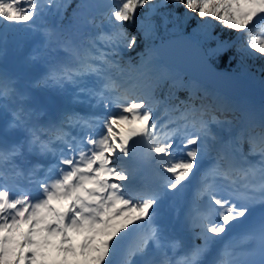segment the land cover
Returning a JSON list of instances; mask_svg holds the SVG:
<instances>
[{
    "label": "snow or ice",
    "instance_id": "obj_1",
    "mask_svg": "<svg viewBox=\"0 0 264 264\" xmlns=\"http://www.w3.org/2000/svg\"><path fill=\"white\" fill-rule=\"evenodd\" d=\"M71 6L72 0H47L46 4L41 0H0V27L6 23L37 31V22L50 11L63 20ZM93 7L81 0L68 26L43 29L42 42L29 59L48 66L44 83L62 85L65 79L75 83L77 77L93 73L99 90L81 91L94 98L93 107L102 106L104 114L64 115V121L80 126L81 135L69 140L60 152L55 177H30L29 182L38 189L35 194L12 192L0 184V264H114V256L122 250L123 264H224L213 258L214 253L222 255L217 245L230 241L229 233L242 224L248 226V238L254 244L250 255L256 258L241 261L233 250L236 258L230 264H264V213L250 220L253 206L264 205V117L257 123L250 113H243L239 131L224 140L212 131V125H224L229 131L234 127L232 121L218 119L233 110L230 104L206 91L199 97V105L192 93L181 99L179 92L192 86L178 77L156 73L143 75L124 103L108 95L114 83L111 71L119 67L121 51L144 45L151 53L146 42L156 39L157 20L167 27L180 8L198 13L201 28L218 25L236 33L232 40H221L210 31L203 33L205 39L216 41L208 48L205 63L225 56L231 60L233 55L241 57L240 64L264 59V0H119L108 20L112 34L106 40L101 37L102 47L96 54L74 43L76 33L94 25L95 18L85 14ZM183 15L187 17L188 12ZM90 43L96 46L95 41ZM58 48L70 53L67 62L51 58ZM230 49H236L233 55H228ZM0 95H18L16 81L6 72H0ZM154 104L161 109L154 111ZM21 110L26 119L18 123L35 137L34 122L30 126L27 119L31 110ZM138 138L147 146L148 159L165 176L163 182L157 171V179L145 177L140 193L132 196L125 184L135 177L122 162L130 158V146ZM245 143L247 151L243 150ZM3 151V158L14 169L13 158L19 149L5 145ZM205 160L208 166L202 168ZM36 167L42 165L37 162ZM198 172L207 200L203 211H187L183 224L203 244L188 245L183 256L176 258L168 255V248L175 249L178 242L163 226H157L159 210L168 193H179ZM257 173L258 181L250 179ZM213 177L228 183H214ZM133 235L135 240L127 244Z\"/></svg>",
    "mask_w": 264,
    "mask_h": 264
},
{
    "label": "rangeland",
    "instance_id": "obj_2",
    "mask_svg": "<svg viewBox=\"0 0 264 264\" xmlns=\"http://www.w3.org/2000/svg\"><path fill=\"white\" fill-rule=\"evenodd\" d=\"M41 2L46 4L47 0H41ZM53 3H55V0H53ZM185 10L188 11L193 17H198V19L202 21V18L199 17L198 13H191L190 10H187V9ZM54 17L55 15L52 14L50 11L40 21L37 22L39 24L40 30L33 31V32L28 31L25 27H19V29L15 30L14 26H9L6 23L3 27H0V30L2 31L4 29L11 31V33L7 34L6 37L2 36L3 32L0 33V41L3 43L4 41L8 42V45H7L8 48L6 47L2 50L6 49L9 51L8 55L4 59L2 60L0 59V72H6L10 74V76L16 81V92L18 94L16 96L0 95V129L3 128L7 132L8 131L12 132L15 130L20 131V129H23L24 127H21L18 121L26 119L25 111H22L21 109L31 110L32 112V110L40 109L41 107L46 106L47 103L49 104V103H52L53 101L57 102L58 100L57 96L58 97L62 96L63 98L65 97L68 99L71 98L72 100H75L73 101V106H69V110L73 111L74 113H78L77 106L87 105V103H89L90 101H95L94 98L90 99L87 93L76 89V87L79 86V84L80 85L83 84L85 88H92L93 90H99L100 85H99L98 78L93 73H85L82 77L81 76L77 77L78 82H75V83L73 82V80H69V79H65L62 85L44 83L43 78L47 74L48 66L42 62L39 66L36 61L33 62V60L29 59V55L32 53L33 49L37 46V44L42 42V38H43L42 30L45 28H48L49 25L53 24V22L55 21ZM204 20L208 21V18H204ZM190 34L195 39V35L193 33H190ZM1 42H0V48L2 45ZM215 44L216 43H214L210 47H214ZM84 47L90 48V45L86 44L84 45ZM56 53L57 52L55 51L54 55H51V58L54 60H62L56 56ZM236 57L238 60L241 59V57L239 56H236ZM147 60L152 62L153 69L157 71V74H163L165 75L166 78L176 77L175 70H173L169 66L163 67L161 63L159 62V58L156 56V54H154V52H152L150 55L147 56ZM63 61L67 62L68 59L66 60V57H63ZM245 63L247 65H250V62L248 59L244 61V64ZM257 68L259 69V66H257ZM251 70L253 69L251 68ZM43 75L44 77H42ZM40 77H42V83L40 85H37V80ZM248 80L251 81V84L249 85V87L252 88V90L256 93L257 98L261 99L262 102H264V99L260 91L257 90V87L259 85L258 82L256 80H253L250 77ZM76 94H79V95L81 94L82 96L80 95L79 97H77L75 96ZM108 95L113 101H120L121 103L126 102V100H124L122 96H119L116 93V90L112 88L111 90H109ZM243 101H244L243 99H235V100H231V103L235 107L236 106L238 107V106H241L242 103H244ZM58 103L59 104L57 106L63 109L65 106L69 105L68 103H64V104H61V102H58ZM101 108L103 107L101 106ZM113 110H118V109H115V106H113ZM13 112H17L16 117L13 116ZM66 124L69 125L70 122H66ZM213 132L216 133L218 137L220 136L217 130H214ZM226 140L228 139L226 138ZM137 142L138 143L135 148V151L137 150L139 162H137V166L135 167V170H138V169L147 170L148 176L151 180L157 179L154 174V172L157 171L159 173V180L163 182L165 174H163L158 169V167L153 166L152 162L148 159L147 146L144 140L138 138ZM253 159H257V157H253ZM122 166L123 167L126 166L125 161L122 162ZM126 169L129 171L130 175L135 174L134 173L135 171L131 172L128 168ZM216 180L224 181L225 183H228V181L222 177L212 178V182L216 183ZM125 188L127 189L128 192L130 191L132 193H136L133 185H131V182L126 183ZM173 193L176 194V197L179 195V193H176V192L168 193L161 204V207L159 210V221H161V223H159L158 221V224H159L158 226H163L165 228L164 226L165 217H163V214H165L168 211L173 210L172 209V205L174 202V197H172ZM197 193H199L200 195L201 194L200 190ZM169 200L171 201V203L168 205V207H166L165 203L168 202ZM195 202H199L203 205L205 201L203 198H200V199H196ZM162 206H164V209H162ZM166 217H167L166 218V221H167L168 215ZM134 240H135V235L129 237L127 244H131ZM170 248L171 247H169L168 249ZM176 248H177L176 250L181 252L179 246H177ZM124 257H125V254H124ZM114 261H115V258H114ZM116 264H123V262L119 260V262H117Z\"/></svg>",
    "mask_w": 264,
    "mask_h": 264
},
{
    "label": "trees",
    "instance_id": "obj_3",
    "mask_svg": "<svg viewBox=\"0 0 264 264\" xmlns=\"http://www.w3.org/2000/svg\"><path fill=\"white\" fill-rule=\"evenodd\" d=\"M61 0H55V3H59ZM81 0H72V6L67 9V12L65 13V18L61 20L57 16H55V21L53 24H51L48 28H56L58 26H68L69 25V18L73 16V9L79 4ZM154 2H159V0H154ZM119 1L117 2V4ZM113 5L112 8L110 9L113 10L116 5ZM110 11L106 13V16L102 18L100 15L93 13L92 8L86 12V15H91L92 17L95 18V23L94 25L87 26L84 30L81 32H78L74 35V41H78L79 44H83L88 42L90 47L96 51L97 48L102 47V39L103 37L104 40L107 39L109 35L112 34L111 30V25L108 23L109 16H110ZM184 8H180L178 12H175L172 17L169 18L170 22L168 23L167 27H163L159 24V20H157V33H156V39L147 41L146 44L150 48H154V44L156 41L164 38V36L170 35L172 33H175L177 31H184V32H191L194 33L197 39H199L200 43L203 44L204 48L206 49L207 47H210L213 43L216 41L214 40H207L203 36V33L210 31L212 35L214 36H219L221 40H232L234 39L236 33L235 32H229L226 28L222 29L218 25H213L212 28H201L198 24V20L194 19L191 17V14L188 13V16H184L183 13H185ZM190 17V18H189ZM46 26V25H45ZM21 31V30H20ZM2 30H0V33ZM11 33L10 30L4 29L3 31V36L6 37L7 34ZM91 41H95V47H92ZM1 42V41H0ZM2 48L0 49V52H3L4 48H8V42L4 41L1 42ZM6 50V49H5ZM56 51L60 54L62 53H67L70 59V53L65 51L64 48H58ZM235 49H230L228 55H233ZM92 52V51H91ZM8 50L4 54H0V58H5L7 56ZM94 54V52H92ZM142 54H143V59H142ZM148 54L146 48L144 45H141V47L129 52L127 50H122L120 54V59H119V67L112 69L111 71V76L113 78V86L114 88H117V91L119 94H122L126 100V95H131L133 92L137 90L136 86L140 83V80L143 75H146L148 73H156V71L153 68L152 63L147 62L145 56ZM39 59H36L38 61ZM250 62V65H247L246 63L240 64L239 60L235 55H233V58L231 60L227 59V57H222L219 58L218 60L211 61L215 66L218 67H227L231 69H235L236 71H242L245 72L248 70V68H252L254 70V76L257 78L256 80L263 85L264 87V59H248ZM38 64L40 63V60L37 62ZM259 66V69L257 68ZM256 69V70H255ZM180 80L183 82L191 85L187 90L182 89L179 92V96L181 99L187 97L189 93H192V99L196 105L200 104V99L199 97L203 95L205 90L201 85H198L194 82L187 81L186 78L181 75ZM258 90L260 91L262 97L264 98V93L262 92L261 87H257ZM125 89H127V93L125 92ZM166 90V89H165ZM199 90V91H198ZM216 94H213L214 96ZM223 98V97H222ZM228 104L231 105L230 101L227 100L225 97L223 98ZM160 105L154 104L153 105V110L156 111L157 108H159ZM232 106V105H231ZM233 110L232 111H227L224 112L222 115H218V119L220 120H228L232 121L233 125H236V118H237V113L235 111V108L232 106ZM161 109V107H160ZM264 110V109H263ZM264 117V111L263 114L259 117V119H255L257 123L261 120V118ZM219 127H224L227 128L224 125H212V129L214 128H219ZM239 129L237 130V132ZM235 131L234 135L237 133ZM243 150L247 151L248 150V145L245 143L243 145Z\"/></svg>",
    "mask_w": 264,
    "mask_h": 264
},
{
    "label": "water",
    "instance_id": "obj_4",
    "mask_svg": "<svg viewBox=\"0 0 264 264\" xmlns=\"http://www.w3.org/2000/svg\"><path fill=\"white\" fill-rule=\"evenodd\" d=\"M117 1L119 0H87L88 3L94 5V11L98 13L106 12ZM155 46L164 65L178 68L188 77L201 81L233 99L243 95L256 99L254 92L244 87L246 77L228 69H220L210 63H205L202 45L198 44L190 35L175 33V35L164 37Z\"/></svg>",
    "mask_w": 264,
    "mask_h": 264
},
{
    "label": "bare ground",
    "instance_id": "obj_5",
    "mask_svg": "<svg viewBox=\"0 0 264 264\" xmlns=\"http://www.w3.org/2000/svg\"><path fill=\"white\" fill-rule=\"evenodd\" d=\"M42 77H44V75L42 76ZM42 77H40V78H38V80L37 81H41L42 80ZM112 89H114V90H116V93L119 95V96H122L123 98H124V96L122 95V94H119L118 93V91H117V88H114V86H112ZM125 99V98H124ZM160 110V107L159 108H157L156 109V111H159ZM63 117H64V115L63 114H58L57 115V119H59V124L62 126L63 124H64V120H63ZM49 126H51L53 129H54V125L53 124H50ZM212 131H214L213 129H212ZM0 152H1V148H0ZM133 155L136 157L135 158V161H134V163L132 164V167H133V169H134V171L135 172H138V173H140L142 176H143V181H142V183H141V185H136V186H133L134 187V190H135V192L136 193H132V192H128L127 191V194L128 195H132V196H135V194H137V193H140V190L142 189V187H143V185H144V182H145V177H149L148 176V173H147V170H135V167L137 166V162H139L138 161V154H136V151L133 153ZM250 179H252V180H254V181H258V173L257 174H255V175H253L252 177H250ZM221 181H219V180H216V183L218 184V183H220ZM224 182V181H223ZM225 183V182H224ZM225 184H227V183H225ZM201 189H202V185L200 184L199 185V190H200V197L201 198H203L204 199V201H206L207 200V197H206V195H203L202 194V191H201ZM174 195L175 194H173V196L172 197H174ZM200 197H199V199H200ZM176 198V197H175ZM171 203V201L169 200L168 202H166L165 203V206L166 207H168V205ZM175 203V202H174ZM195 205H197L198 206V208H200V210L201 211H203V205H201V204H199V203H196ZM175 205L173 204V207H174ZM167 210V209H166ZM176 209L174 210V212L172 213V215H174V217L176 216ZM167 216V212L165 213V214H163V217H165V222H166V217ZM164 222V226H165V223ZM159 223H161V221H159ZM159 224H157V226H158ZM166 227V226H165ZM195 236H193L192 235V239L193 240H195ZM198 239H200V238H198ZM176 241L178 242V243H180L179 242V240H177L176 239ZM200 242L201 241H203L202 239H200L199 240ZM191 244H193V243H191ZM180 246H181V248L182 249H184L185 247H182V245H181V243H180ZM177 248H175V249H173V248H170V249H168V255H170V256H176V258H179V257H181V254L176 250ZM182 253H183V250H182ZM124 253H123V251H121V252H119V253H117L116 254V256L114 257L115 258V261H114V264H116L117 262H119V260H121V262H123V260H124Z\"/></svg>",
    "mask_w": 264,
    "mask_h": 264
}]
</instances>
